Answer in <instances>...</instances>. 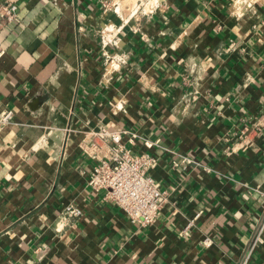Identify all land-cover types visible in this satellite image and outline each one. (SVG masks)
<instances>
[{
    "label": "crops",
    "instance_id": "obj_1",
    "mask_svg": "<svg viewBox=\"0 0 264 264\" xmlns=\"http://www.w3.org/2000/svg\"><path fill=\"white\" fill-rule=\"evenodd\" d=\"M8 3L0 264H239L264 223V0ZM99 125L143 135L125 136L133 152L144 137L165 147L151 173L170 196L152 225L90 187ZM70 203L83 215L64 216ZM250 264H264V230Z\"/></svg>",
    "mask_w": 264,
    "mask_h": 264
},
{
    "label": "built area",
    "instance_id": "obj_2",
    "mask_svg": "<svg viewBox=\"0 0 264 264\" xmlns=\"http://www.w3.org/2000/svg\"><path fill=\"white\" fill-rule=\"evenodd\" d=\"M0 16L8 24L18 21L19 7L16 3H8L0 8ZM105 43H112L113 38L103 35ZM5 48L0 43V57ZM106 60L112 56L108 51L104 52ZM13 117V111L7 110L1 117L0 123H7ZM86 136L91 139L88 151L97 160L90 177L89 185L94 190L105 189L106 199L124 210L131 223L140 227L152 225L161 213L162 207L169 199L170 191L163 187L162 183L151 173L158 165V155L152 151L154 148H165L159 141L144 137V144L150 150L133 152L125 144V136L129 135L133 141L137 137L143 138L136 132L127 129H112L105 125H99L86 131ZM193 162L190 157L182 159L173 158V165ZM254 189L261 192L258 187ZM67 217L83 215V209L75 203H70L62 210ZM191 219L185 227V231L194 225ZM264 223L255 234L254 240L244 254L239 264H250V259L258 244L263 241ZM212 239L206 237L205 243L210 244Z\"/></svg>",
    "mask_w": 264,
    "mask_h": 264
},
{
    "label": "rangeland",
    "instance_id": "obj_3",
    "mask_svg": "<svg viewBox=\"0 0 264 264\" xmlns=\"http://www.w3.org/2000/svg\"><path fill=\"white\" fill-rule=\"evenodd\" d=\"M147 0H120V6H119V9L120 11L122 12V10H125L126 7L129 5V4H135L137 6H139L141 4V2H146ZM110 2V1H109ZM118 9V10H119ZM126 18V16H124Z\"/></svg>",
    "mask_w": 264,
    "mask_h": 264
},
{
    "label": "bare ground",
    "instance_id": "obj_4",
    "mask_svg": "<svg viewBox=\"0 0 264 264\" xmlns=\"http://www.w3.org/2000/svg\"><path fill=\"white\" fill-rule=\"evenodd\" d=\"M119 7V6H118Z\"/></svg>",
    "mask_w": 264,
    "mask_h": 264
}]
</instances>
